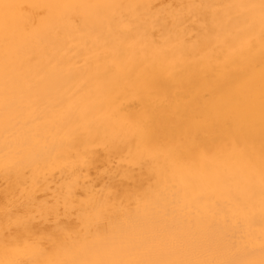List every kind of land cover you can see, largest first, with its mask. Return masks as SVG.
Instances as JSON below:
<instances>
[{
  "label": "bare ground",
  "instance_id": "6f19581e",
  "mask_svg": "<svg viewBox=\"0 0 264 264\" xmlns=\"http://www.w3.org/2000/svg\"><path fill=\"white\" fill-rule=\"evenodd\" d=\"M6 3L114 5L99 10L101 22L81 31L64 23V10L53 7L43 23L21 30L19 55L10 63L9 94L4 106V42L0 34V261L5 239L27 243L38 239L52 247L57 236L79 230L80 209L103 196L131 204L141 225L158 238L181 246V258L209 264H261L264 260V209L260 176L227 141L212 158L178 161L168 148L178 144L184 125L199 114L208 77L239 78V92L255 98V148H260L259 24L249 33L236 18L243 10L226 6L259 4L260 0H3ZM155 5L147 9L129 6ZM184 5H203L187 8ZM38 9L32 15L39 20ZM199 13L223 27L209 35L197 15L177 26L157 17ZM133 24L138 27L134 28ZM163 33V48L144 33ZM255 40L248 51L247 41ZM36 54L38 62H29ZM145 79L157 87L137 98L131 93ZM120 119L111 118L117 100ZM146 115L150 143L134 140L125 117ZM247 125V113H233ZM7 120V123H6ZM79 129L83 139L73 138ZM145 157H151L146 159ZM15 167L5 171V162ZM195 186V189H194ZM254 189V194L248 192ZM72 201L71 204L68 202ZM138 205V208H137ZM75 209V211L73 210ZM12 210L27 218L15 223ZM174 210L173 214H167ZM7 212V214H6ZM87 229H84L86 234ZM28 259H71L69 252L30 255Z\"/></svg>",
  "mask_w": 264,
  "mask_h": 264
},
{
  "label": "snow or ice",
  "instance_id": "6c2138e0",
  "mask_svg": "<svg viewBox=\"0 0 264 264\" xmlns=\"http://www.w3.org/2000/svg\"><path fill=\"white\" fill-rule=\"evenodd\" d=\"M57 7L64 10L62 19L65 24L76 30L86 31L95 28L101 22L100 11L110 7H125L123 5H91V4H65V5H40V4H18L6 3L0 0V34L4 42V106L6 113L13 107L14 101L10 97V61L19 55V48L16 46L18 33L31 31L43 23L49 16V9ZM152 9L155 5L129 6ZM187 8H204L203 5H184ZM207 7H227L243 10V17L236 19L243 23L249 33H253L259 24V47H260V81L261 90L259 97V125H260V148L257 157L255 148V137L253 129L255 127V98L251 92L246 96H241L239 84L246 79L252 71L242 73L239 78H230L223 74H211L207 79V91L204 92L202 101L208 104H201L199 114L195 118H190L183 127V132L178 144L173 143L169 148V153L178 161L185 158L207 159L214 157L222 150V146L227 141L233 146V150L247 162L248 166L255 170L257 168L260 176V201L264 209V0L259 4H242L226 6ZM38 9L39 20L32 15L33 10ZM192 15H197L204 29L209 35H216L223 27L222 22L212 14V19L208 20L207 15L200 16L199 13H174L171 18L168 16L157 17V22L161 20L169 23L174 22L177 26L184 25L191 19ZM133 27H138L133 24ZM144 38L149 39L154 47L163 48L161 40L164 38L161 32L157 37L156 32H145ZM255 46L254 38L247 41L245 47L248 51ZM29 62H38L36 54L28 55ZM157 87L153 79H145L138 86H134L132 95L142 98V93L151 91ZM115 108L111 113V118L120 119L124 113V106L117 100L114 101ZM238 107H243L247 113V125L239 124L233 117L234 111ZM130 128L134 129L136 135L134 140H139L142 145L150 143L148 137V125L146 115L125 117ZM7 123V120H6ZM73 138L83 139L79 129L75 130ZM151 159V157H145ZM5 171L15 167L14 161L5 162ZM195 189V186H194ZM248 192L254 194V189L249 188ZM114 197H109L106 202L101 195L89 201L87 209H80V228L76 232L62 234L55 238L52 247L45 248L38 239H30L27 243L19 241H9L5 239L4 250L6 254H11L15 258L10 261H0V264H209L208 261L197 259L181 258L182 250L179 244H172L167 240L158 238L156 232H148L141 225L140 230L134 229L131 223L136 217V210L131 204L119 201L117 211H111L110 202ZM69 204L72 201L68 202ZM138 208V205H137ZM75 211V209H73ZM174 210H169L167 214H173ZM7 214V212H6ZM12 216L17 225L26 226L28 221L25 215L18 210H12ZM84 229H87L86 234ZM264 251V247H262ZM59 252L71 253V259H28L30 255H46ZM264 264V260L261 261Z\"/></svg>",
  "mask_w": 264,
  "mask_h": 264
}]
</instances>
